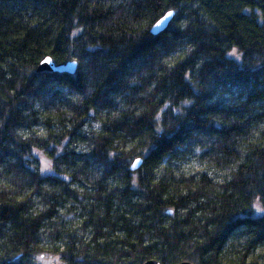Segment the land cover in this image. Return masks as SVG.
Instances as JSON below:
<instances>
[{
	"label": "trees",
	"instance_id": "trees-1",
	"mask_svg": "<svg viewBox=\"0 0 264 264\" xmlns=\"http://www.w3.org/2000/svg\"><path fill=\"white\" fill-rule=\"evenodd\" d=\"M263 248L264 0H0V264Z\"/></svg>",
	"mask_w": 264,
	"mask_h": 264
},
{
	"label": "water",
	"instance_id": "water-1",
	"mask_svg": "<svg viewBox=\"0 0 264 264\" xmlns=\"http://www.w3.org/2000/svg\"><path fill=\"white\" fill-rule=\"evenodd\" d=\"M171 12L172 15L168 17V19L160 25L159 28H155V26L164 19L165 16H167V14ZM168 13H166L164 16H162V18H160L152 27H151V34L152 35H158L159 33L165 31L168 27V23L171 21V19L173 18V11H168ZM76 66L77 63H75L74 61H68L63 65H55L53 64L52 60L49 57H45V59L41 60L38 63V66L36 68V72L41 73V72H52V73H65V74H70V75H74L75 70H76ZM142 159L141 158H136L133 160V162L131 163L132 165L130 166V170L132 172H134V170L140 168V166L142 165ZM142 264H158L157 261L155 260H149L146 261ZM179 264H190L189 262H180ZM192 264V263H191Z\"/></svg>",
	"mask_w": 264,
	"mask_h": 264
},
{
	"label": "rangeland",
	"instance_id": "rangeland-1",
	"mask_svg": "<svg viewBox=\"0 0 264 264\" xmlns=\"http://www.w3.org/2000/svg\"><path fill=\"white\" fill-rule=\"evenodd\" d=\"M245 12L248 13L247 10ZM184 168L189 172H194V171H196V169H200V166L196 161L188 160L186 165H184ZM263 253H264V248L263 249H257L255 251L254 255L255 256L256 255H263ZM39 263L40 264H61L56 256L52 257L50 255H47L43 258H40Z\"/></svg>",
	"mask_w": 264,
	"mask_h": 264
},
{
	"label": "snow or ice",
	"instance_id": "snow-or-ice-1",
	"mask_svg": "<svg viewBox=\"0 0 264 264\" xmlns=\"http://www.w3.org/2000/svg\"><path fill=\"white\" fill-rule=\"evenodd\" d=\"M171 15H172V13L169 12V13L167 14V16H165L164 19L161 20V21L155 26V28H159L160 25L163 24V23L168 19V17L171 16Z\"/></svg>",
	"mask_w": 264,
	"mask_h": 264
}]
</instances>
